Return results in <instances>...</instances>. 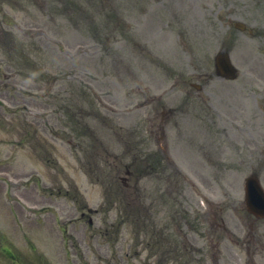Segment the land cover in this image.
Instances as JSON below:
<instances>
[{
    "label": "rangeland",
    "instance_id": "374dc122",
    "mask_svg": "<svg viewBox=\"0 0 264 264\" xmlns=\"http://www.w3.org/2000/svg\"><path fill=\"white\" fill-rule=\"evenodd\" d=\"M100 1L87 2L89 14L79 7L69 13L63 0L40 4L42 13L35 18L30 4L25 12L21 5L15 7V37L26 44L32 63L19 55L17 46L8 56L0 53V69L6 76L0 74L6 107L0 106V117L5 114L15 123L20 115L25 121L21 131L33 130L26 122L34 121L41 139L49 141L47 147L57 164L52 168L33 159L29 147L16 144V134L13 138L9 134L12 142L4 141L8 135L0 128V170L4 171L0 177L5 180L0 181V216L7 218L5 226H0L11 237L14 250L25 259L40 256L48 264H155L157 258L149 260L150 251L141 250L153 248L147 244L154 237L150 219L141 218L147 232L140 243L136 238L135 201L143 199L152 206V220L159 211V221L166 224L168 220L175 239L181 240L184 233L192 246L202 248L201 254H193L194 264H202L200 257L203 264H264V221L254 222L247 251L235 238L238 234L239 241L246 242L247 228L233 227L235 234H230L218 224L213 226V214L207 212L218 207L209 205L198 192L217 203L225 190L232 189L238 215L245 216L243 180L256 170L264 183V0ZM97 2L105 9L92 5ZM99 12L112 13L115 22L124 20L121 30H113V24L109 31L99 27L102 20L94 16ZM236 19L247 22L254 33L234 29ZM223 48L230 50L239 69L236 80L216 76L213 60ZM7 75L12 79L8 81ZM189 82L203 88L196 90ZM6 83L13 86L9 91ZM85 97L93 109L127 130L119 127L120 140L111 133L108 138L96 137L102 146L122 151L135 134L133 141L143 138L148 149L154 146L152 151H157L160 140L169 146L168 158L190 180L176 173L172 178L160 168L157 179L152 168L146 169V178L139 182L142 191L126 193L133 206L122 234L116 230L118 206L94 213L90 226L78 219L80 205L59 195L74 177L88 207L98 209L104 200V186L86 175L93 158L81 156L88 142L78 140L69 114H74L69 107L76 109L74 102L81 103ZM80 105L85 113L89 106ZM92 150L103 154V148ZM225 165L232 172L221 169ZM170 183L172 195L166 192ZM42 185L51 186L56 195L43 197ZM108 193L114 200L122 191ZM43 206L48 208L37 211ZM73 206L74 249L69 237L73 226L65 219ZM247 252L252 262H247ZM0 264L12 263L0 258Z\"/></svg>",
    "mask_w": 264,
    "mask_h": 264
}]
</instances>
